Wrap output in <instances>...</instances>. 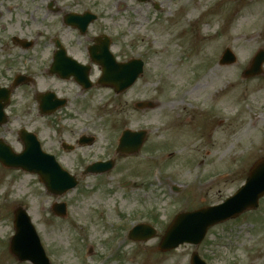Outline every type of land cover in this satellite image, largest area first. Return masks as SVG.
<instances>
[{"label": "rangeland", "instance_id": "rangeland-1", "mask_svg": "<svg viewBox=\"0 0 264 264\" xmlns=\"http://www.w3.org/2000/svg\"><path fill=\"white\" fill-rule=\"evenodd\" d=\"M3 3L11 10H3ZM50 3L56 12L47 9ZM0 10V53L14 32L34 43L11 51L25 58L47 59L53 49L48 38L77 47L80 36L62 17L93 10L100 17L88 35L106 34L126 56L138 55L146 64L133 90L116 102L67 110L65 142L73 144L83 132L97 137L91 147L60 153L77 180L84 162L112 157L104 148L114 135L127 128L148 132L138 156L117 159L108 174L86 176L60 199L36 177L0 166V264H29L8 252L18 206L27 210L52 264H189L194 250L206 264H264V197L256 211L210 228L197 248L159 251L177 214L222 203L264 158V73L242 74L264 51V0H0ZM226 48L236 61L220 66ZM134 98L156 107L137 110ZM59 200L69 205L71 219L52 215ZM136 222L152 226L156 237L128 240Z\"/></svg>", "mask_w": 264, "mask_h": 264}, {"label": "flooded vegetation", "instance_id": "flooded-vegetation-1", "mask_svg": "<svg viewBox=\"0 0 264 264\" xmlns=\"http://www.w3.org/2000/svg\"><path fill=\"white\" fill-rule=\"evenodd\" d=\"M1 7L5 11L11 10V7H5L4 3ZM2 18L3 11L0 10V21ZM4 28L5 26H0L1 30ZM79 38L77 39L79 40ZM83 39L84 42L78 41L77 47L74 46V43L65 45L66 56L71 62L70 60L59 62L62 67L68 68V74L63 75L64 71L59 73L51 71V66L57 62V49L53 43L54 39L49 40L53 46L49 57L47 59H35L31 56L25 58L11 53L14 50L18 53L23 51L21 49L20 33L14 32L11 37H5L6 43H4L2 53H0V90H10L11 98L5 108L7 113L6 124L0 127V142L5 143L4 141L10 138L15 139L22 150L23 136L26 133L33 134L38 139L44 153L57 156L58 159L61 158L64 161V157H60V153L63 152L64 155H68L69 152L82 149L83 147L80 144L87 142L83 134H80L73 144L63 140L66 138V134L69 135L63 127L65 126L64 119L66 115L68 117V113L64 110H69L70 106L74 105H106L107 103L116 102L117 99L125 96L131 90L118 95L110 88L105 87L102 78L104 72L103 61H96L92 54L105 57L104 45L105 42L109 43V51L113 57V62L108 64L109 68L111 67L109 72L114 69V73L117 71L115 67L131 58H127L120 48L115 49L113 41L105 40L101 36L83 37ZM9 42L12 44V50L8 48L7 43ZM33 45V42L29 44L31 48ZM112 65L115 67L112 68ZM101 92L109 94L105 96L101 95ZM96 99L100 102H96ZM58 101L64 102L65 107L63 109L56 111L51 116L42 115L47 112V109L56 106ZM136 103L137 100L132 99L134 108ZM4 104V99L0 95V106ZM129 157L117 154L115 159ZM99 159L103 160L102 158ZM62 160L63 165L70 168ZM82 160L83 157L81 158L83 163ZM87 163H83L80 172L87 168Z\"/></svg>", "mask_w": 264, "mask_h": 264}, {"label": "water", "instance_id": "water-1", "mask_svg": "<svg viewBox=\"0 0 264 264\" xmlns=\"http://www.w3.org/2000/svg\"><path fill=\"white\" fill-rule=\"evenodd\" d=\"M234 61V56L229 50H226L221 64H232ZM263 62L264 51L260 50L253 58L245 75H259ZM134 139L136 140L135 137ZM140 139L142 138H138L137 145L129 149V152L137 151L142 141ZM6 152L0 150V162L4 166L21 168L31 173H38L47 190L55 195L63 194L76 184L73 178L67 176L58 168L54 167L52 169L51 167L43 165L42 162L39 163V152L36 146H28L21 157L13 156L9 151ZM20 158L21 161H19ZM263 195L264 159L252 166L245 184L232 198L225 201V203L203 209L196 213L178 216L165 233L160 245L161 251L164 252L174 249L183 243L198 245L204 238L209 227L225 220L235 218L246 210L255 209L258 206L259 199ZM138 232L140 233V230ZM141 233H143V231H141ZM147 233L146 236L148 238L154 235L153 230H149ZM131 237L134 238L135 236ZM10 253L20 262L29 261L31 264H49L29 218L21 209H18L15 213V236L11 242ZM192 264L204 263L194 254L192 257Z\"/></svg>", "mask_w": 264, "mask_h": 264}]
</instances>
